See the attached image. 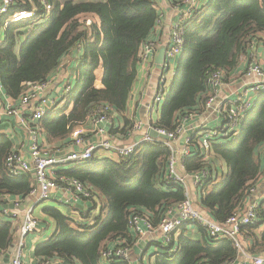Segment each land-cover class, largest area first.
<instances>
[{
    "label": "trees",
    "instance_id": "16d2710c",
    "mask_svg": "<svg viewBox=\"0 0 264 264\" xmlns=\"http://www.w3.org/2000/svg\"><path fill=\"white\" fill-rule=\"evenodd\" d=\"M51 10L44 18L9 26L0 44V81L7 95L17 98L28 82L42 81L55 71L62 58L80 48L76 58V77L57 116L41 126L49 142L70 136L75 126L87 121L100 107L123 112L136 79L139 49L147 41L158 20L155 0H48ZM181 6L183 0H172ZM41 9L39 0H14L11 9ZM94 16L97 22L86 25L81 18ZM183 47L176 63L168 94L154 126L173 131L182 118L201 112L207 98V79L220 70L224 79L239 63L248 47L264 44V0H206L195 8L183 24ZM1 40V37H0ZM101 68V87L95 86V71ZM72 104L71 111H65ZM130 127V121L126 120ZM113 131V129H112ZM199 136L192 137L193 148L184 158V170L191 174L206 169L194 207L215 222H225L241 208L250 187L258 180L261 168L260 147H264V90L257 93L252 108L244 115L238 134L222 142L213 141L208 155L225 165L221 176L213 160L204 158ZM12 144L0 134V212L8 204L5 195L24 200L31 188L30 174L9 175L4 167ZM170 151L160 141L141 144L124 160L96 158L60 170L92 190L90 205L77 218L65 216L55 207L45 212L54 218L56 231L37 243L35 254L61 259L67 264H101L105 249L119 245L133 247L135 237L127 228L135 210L157 225L166 209L184 198L183 186L168 183L166 176ZM259 222L243 226L250 239L247 251L264 250L263 206L257 207ZM0 213V251L14 243L15 224ZM80 220V221H78ZM194 224V225H193ZM73 225V226H72ZM171 243L155 252L156 264H228L238 257V247L229 238L214 241L198 223ZM193 233L198 239H193ZM118 240V243H117ZM123 240V241H122ZM122 241V243H121ZM116 242V243H113ZM112 244V245H111ZM162 248V247H161ZM259 249V250H257ZM113 264H129L120 260Z\"/></svg>",
    "mask_w": 264,
    "mask_h": 264
},
{
    "label": "built area",
    "instance_id": "2783aa9c",
    "mask_svg": "<svg viewBox=\"0 0 264 264\" xmlns=\"http://www.w3.org/2000/svg\"><path fill=\"white\" fill-rule=\"evenodd\" d=\"M206 0H183L179 6V16L170 27L168 41L164 45V59L158 67V84L152 96V106L159 107L168 94L170 82L168 73L174 75V65L177 63L183 47V24L193 14L195 8L199 7ZM41 9L33 7L30 10L11 9L14 0H0V44L2 43V35L4 31L11 25L25 24L32 22L37 18H44L51 10L52 4L48 0H39ZM89 22V21H88ZM87 22V23H88ZM249 53L252 46L248 47ZM158 52L157 42L147 40L143 42L139 49V65L149 66L155 64V55ZM243 56V55H242ZM241 56V57H242ZM240 57V59H241ZM251 61L245 67L243 74L246 76H257L258 81L250 87L255 92L264 90V66L258 62L254 53L248 54ZM224 82L222 71L216 70L209 74L207 79V98L204 101L203 109H212L219 116V123L214 127L200 126L197 131L199 136L200 149L204 154V158L208 156L210 145L213 141L222 142L234 138L241 129V124L245 113L252 108L251 100L248 98L222 99L215 101L217 90ZM52 83L51 76L47 79L37 82H28L25 89L17 98H12L5 92L0 81V125L3 123V117L16 118L18 124L27 133L26 150L21 151L12 149L5 157L4 167L6 172L11 176L20 174H30L32 183L30 191L25 199H30V205L21 209V204L25 200L17 198L12 199L5 195L8 204L2 208L1 215L9 217L8 220L16 223L17 236L14 241V252L9 261H3L1 257L6 253L0 251V264H33L25 262L26 237L38 229V219L34 214V206L42 204L52 197V193L62 191L69 197H77L83 200H91L94 198L92 190L80 180L61 174L60 170L78 163H83L93 158L97 152L102 151L109 155H113L116 160H124L136 152L138 147L144 143L162 142L170 151L166 180L168 183H177L183 186L184 198L173 207L166 209L157 225H153L150 218L144 213L131 211L128 217L127 228L129 232L139 239L147 233L159 230L156 242L159 247H168L173 243V239L180 232L181 227L192 222L198 223L207 231L208 235L214 240L229 238L233 240L241 249L240 232L241 228L246 225H254L259 222L257 207L259 203H249L242 212L238 210L234 212L225 222L218 223L198 211L189 194L187 176H191V182L199 188L207 177L208 171L201 169L191 174H187L184 170V158L189 155L193 148L192 137L184 140L181 158L179 159V167L177 165L176 151L174 140L181 131V123L173 131H166L154 126L155 123H148L149 132L146 133L141 140L137 142L122 143L110 137L106 125H111V116L109 113L98 108L87 121L93 133V138L88 139L84 132L86 129L84 122L79 126H75L69 136V146L67 150L62 148L45 149L40 142V135L43 132L41 120L49 114L57 105L55 96H48L47 91ZM72 83L68 82L58 99L64 101L66 94L72 89ZM155 105V106H154ZM195 113V112H192ZM189 113L187 115H190ZM185 115V116H187ZM184 116V117H185ZM132 121V129L136 130L141 127L139 121ZM130 121V122H131ZM151 131L157 136L153 137ZM1 134V133H0ZM261 153L264 156V147ZM108 155V156H109ZM182 169V172L179 170ZM264 172V163L262 166ZM186 174V175H185ZM259 178V177H258ZM257 182V181H256ZM255 182V183H256ZM255 183L250 187L253 190ZM20 220V222H18ZM122 243V241H121ZM133 247L127 245H119L102 251L100 256L101 264H113L117 261L124 260L131 264L130 253ZM176 250V245L172 244V251ZM34 264H67L61 259L43 258ZM228 264H264V255L244 253V258L239 260L238 257Z\"/></svg>",
    "mask_w": 264,
    "mask_h": 264
},
{
    "label": "crops",
    "instance_id": "0c3cea01",
    "mask_svg": "<svg viewBox=\"0 0 264 264\" xmlns=\"http://www.w3.org/2000/svg\"><path fill=\"white\" fill-rule=\"evenodd\" d=\"M155 7L158 12V20L156 22V26L149 36L148 40H154L157 42L158 50L168 41V36L170 32V27L174 21H176L179 16V6L173 4L172 0H155ZM252 50H247V52L241 57L237 66L228 73L226 79H224L223 84L217 90V97L215 101H220L222 99H237V98H249L251 100V104L254 105V102L257 98V93L251 89V85L258 81V77L255 76H246L243 74V71L247 64L251 61V58L248 57V54L254 53L258 62L264 66V44L263 42L256 41L253 42ZM80 53V48L78 47L75 50L67 53L61 60L60 65L53 71L49 76H51V86L47 91L48 96H55L57 105L55 106V110H57L62 104L60 97L62 88L70 82L74 83L76 77V58ZM158 55V52L155 55V59ZM155 64H150L149 66H137L136 70V79L134 85L132 87L131 93L129 95V100L127 102V107L123 112H118L111 108L108 109V112L111 116V125H106V128L110 134V137L114 140L122 143H130L137 142L141 140V138L149 132V128L147 126L148 123H155L160 114L161 105L159 107L155 106L153 108L151 100L152 96L156 90V85L158 84V67ZM95 86L101 87V76L102 70L101 68L95 71ZM53 109V110H54ZM72 109V104L69 105L68 109L65 111L67 115ZM53 110L47 114V120L52 121V112ZM136 120L141 123V127L139 129H132V121ZM126 120L131 121L130 127L126 125ZM220 119L216 112L212 109H203L201 112L192 113L182 118L181 120V131L177 138L174 140L173 144L176 151V159L178 160L177 165L179 167V159L181 158L182 148L184 144V140L187 137L193 136L200 129V126L214 127L219 123ZM90 126V122L87 121L83 129H86L84 135L88 137V139L93 138V133ZM75 128V127H74ZM113 129V131H112ZM0 133L1 135H6V137L10 140L12 144V149H18L21 151L26 150L27 146V133L21 128V126L16 121V118H7L3 117V123L0 125ZM40 142L43 148L51 149L62 148L60 150H67L71 146H69V135L63 139H59V141H55L54 139L49 142L46 138L44 132L40 135ZM261 148L258 152V161L261 168V174L255 183V186L252 191L248 193L246 198L243 201L241 208L238 209L239 212H242L244 208L249 203L257 202L261 206H263V214H264V172L262 171V166L264 163V156L261 153ZM105 152L99 151L95 154L97 161L95 163L102 162L101 160L108 157L112 160H116L113 155H109ZM206 159L213 160V165L215 169H217V174L221 176L225 171L224 163L216 158L214 155L206 156ZM79 164V163H78ZM68 168V167H64ZM180 168V167H179ZM179 172L183 173V170L180 169ZM184 174V173H183ZM186 175V174H185ZM187 183L189 188V194L191 196L192 201L196 200L197 197L199 199V191L191 182V176H187ZM14 199L13 197H11ZM28 198V197H27ZM30 199H25L21 204V209L28 207L30 205ZM90 203L87 200H83L77 197H69L62 191H56L52 193V197L50 200L44 202V204H38L34 206V214L38 219V229L29 234L26 237V247H25V262L26 263H38L42 257L37 256L35 254V248L37 243L47 239L51 236L57 229L56 222L53 217L48 215L45 212L46 207H55L60 212H62L65 216L77 218L79 211H82L87 208ZM80 221V220H78ZM20 222V220L18 221ZM16 225V223H15ZM194 225V224H193ZM191 224H186V228L189 231H192L191 228L194 226ZM73 226V225H72ZM17 227L15 226L14 239L17 236ZM195 228V227H194ZM264 230V223L257 228L254 232L256 235H259ZM182 233V228L180 232L175 237V241H177V237ZM131 234V233H130ZM159 230L155 229L154 231L145 234L144 236L136 239L135 247L133 251L130 253L131 264H156L157 256L155 252H162L163 248L159 247L156 239L159 235ZM132 235V234H131ZM133 236V235H132ZM198 234L192 235V238L198 239ZM123 241V240H122ZM241 241V249L239 250L238 259L242 260L244 258V253L248 254H261L264 255V250L250 252L247 251V248L250 244V239L246 236L240 237ZM116 243V242H113ZM118 243V240H117ZM112 245V244H111ZM137 248V251L135 250ZM9 249V248H8ZM259 250V249H257ZM8 251V250H7ZM6 251V252H7ZM12 254L10 256H6V253L1 257L4 261L5 259L9 261L11 259Z\"/></svg>",
    "mask_w": 264,
    "mask_h": 264
},
{
    "label": "water",
    "instance_id": "95a60500",
    "mask_svg": "<svg viewBox=\"0 0 264 264\" xmlns=\"http://www.w3.org/2000/svg\"><path fill=\"white\" fill-rule=\"evenodd\" d=\"M163 59H164V47H161L159 50H158V55L155 59V62L157 64V67H160V64L163 62ZM151 135L153 137L157 136L155 132L151 131ZM15 244L12 243L11 246L9 247L8 251L6 252V256H10V254H12L14 252V246ZM135 250L137 251V248H135ZM4 261L7 262V260L5 259Z\"/></svg>",
    "mask_w": 264,
    "mask_h": 264
},
{
    "label": "rangeland",
    "instance_id": "374dc122",
    "mask_svg": "<svg viewBox=\"0 0 264 264\" xmlns=\"http://www.w3.org/2000/svg\"><path fill=\"white\" fill-rule=\"evenodd\" d=\"M80 22H84L86 25H89L92 22H97V19L94 16H88L87 18L82 17ZM174 68H176V64L174 65ZM168 78H169V80L172 79V76L170 75V73H168ZM61 106H62V104L60 105V107L57 110H55V109L53 110V112L51 113L52 114V118L55 117V115L58 113V111L61 108ZM55 141H59V139L58 140H55Z\"/></svg>",
    "mask_w": 264,
    "mask_h": 264
}]
</instances>
